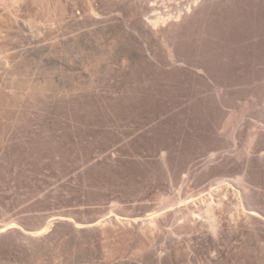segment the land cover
I'll use <instances>...</instances> for the list:
<instances>
[{"label": "rangeland", "instance_id": "1", "mask_svg": "<svg viewBox=\"0 0 264 264\" xmlns=\"http://www.w3.org/2000/svg\"><path fill=\"white\" fill-rule=\"evenodd\" d=\"M0 230V264H264V0H0Z\"/></svg>", "mask_w": 264, "mask_h": 264}, {"label": "bare ground", "instance_id": "2", "mask_svg": "<svg viewBox=\"0 0 264 264\" xmlns=\"http://www.w3.org/2000/svg\"><path fill=\"white\" fill-rule=\"evenodd\" d=\"M158 19V18H157ZM162 20V19H161ZM158 21H160V20H158ZM233 186V185H232ZM227 187V186H226ZM234 187V186H233ZM219 188V187H218ZM228 188H229V186H228ZM227 188V189H228ZM230 189H232V188H230ZM238 190V189H237ZM237 196V195H236ZM239 197V196H238ZM244 211V210H243ZM250 212V216L251 217H258L259 218V214L257 215V213L256 212H253V211H249ZM155 216V215H154ZM261 217V216H260ZM57 219H59V220H63L64 218L63 217H56ZM151 218V217H150ZM54 220H55V218H53ZM52 219V220H53ZM52 222H48L47 224H46V226L45 227H43V228H40V229H38V230H36L35 232L33 231L32 233H30V232H26V231H23L24 232V235H26L25 237H27V236H31V237H38V236H42L43 234H45L48 230H49V228H50V224H51ZM97 223H99L98 221L97 222H95L94 224L96 225ZM90 225V224H89ZM92 225V224H91ZM90 225V226H91ZM79 227V228H81V227H84V225L83 224H76L75 223V227ZM86 227H87V225H85ZM14 228V227H13ZM85 228V227H84ZM82 229V228H81ZM2 232V230H0V233Z\"/></svg>", "mask_w": 264, "mask_h": 264}, {"label": "water", "instance_id": "3", "mask_svg": "<svg viewBox=\"0 0 264 264\" xmlns=\"http://www.w3.org/2000/svg\"><path fill=\"white\" fill-rule=\"evenodd\" d=\"M30 233H32V232H30ZM28 237H31V236H28Z\"/></svg>", "mask_w": 264, "mask_h": 264}]
</instances>
